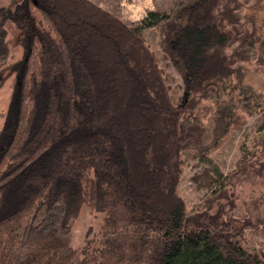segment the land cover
I'll return each instance as SVG.
<instances>
[{
  "label": "trees",
  "instance_id": "obj_1",
  "mask_svg": "<svg viewBox=\"0 0 264 264\" xmlns=\"http://www.w3.org/2000/svg\"><path fill=\"white\" fill-rule=\"evenodd\" d=\"M249 1L185 0L135 25L92 0L0 8V20L19 27L24 51L0 129V264H264V251L245 239L264 217L234 225L227 185L190 213L177 192L187 150L206 157L241 112L262 107L264 115L237 65L264 66L257 12L250 29L241 13ZM145 28H157L181 76L176 101ZM7 58L0 39V67ZM258 130L257 146L264 118ZM234 165L235 176L264 177L263 152L242 149ZM82 207L103 215L98 248L72 244Z\"/></svg>",
  "mask_w": 264,
  "mask_h": 264
},
{
  "label": "rangeland",
  "instance_id": "obj_2",
  "mask_svg": "<svg viewBox=\"0 0 264 264\" xmlns=\"http://www.w3.org/2000/svg\"><path fill=\"white\" fill-rule=\"evenodd\" d=\"M12 0H0V8L6 7ZM104 9L114 13L128 24H139L149 10L170 13L185 0H92ZM256 5L257 8L254 6ZM252 11L257 12V34L264 38V0H250L242 8L241 13L248 15L246 26L250 29L253 22L250 17ZM1 18V16H0ZM245 19V18H243ZM145 41L155 53L158 66L163 75L173 100H178L183 92L181 76L163 53L160 45V33L157 28L143 30ZM0 39L4 40L8 49V58L0 67V129L2 128L7 110L16 91L18 63L23 57V36L17 24L9 19L0 20ZM243 72V84L257 93L264 101V66L250 61L237 63ZM264 105V102H263ZM264 118L262 107L253 113L241 112L240 124L233 127L223 142L206 157L197 154L194 149L187 150L183 156L181 174L177 184V192L185 202L188 213L196 210L202 200L211 190L221 185H227L236 197L235 208L232 210L231 220L239 225L241 220L250 217L254 220L258 215L264 217V177H252L232 174L235 161L241 156L242 149L252 152H263L264 143L254 145V140L262 139L258 133ZM213 121L205 127L204 142H208L212 135ZM263 149V150H262ZM103 215L82 207L71 223L72 244L75 247L88 246L90 249L102 245L100 226ZM246 244L254 249L264 251V224L252 230L245 231Z\"/></svg>",
  "mask_w": 264,
  "mask_h": 264
}]
</instances>
